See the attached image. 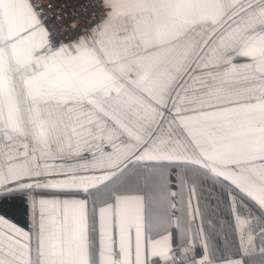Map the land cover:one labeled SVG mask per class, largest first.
I'll list each match as a JSON object with an SVG mask.
<instances>
[{"label":"snow or ice","instance_id":"obj_1","mask_svg":"<svg viewBox=\"0 0 264 264\" xmlns=\"http://www.w3.org/2000/svg\"><path fill=\"white\" fill-rule=\"evenodd\" d=\"M0 264H264V0H0Z\"/></svg>","mask_w":264,"mask_h":264}]
</instances>
